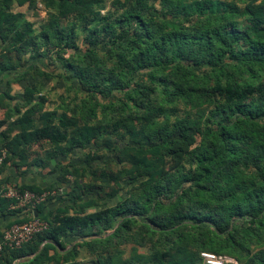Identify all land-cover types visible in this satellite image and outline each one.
<instances>
[{"label": "trees", "instance_id": "1", "mask_svg": "<svg viewBox=\"0 0 264 264\" xmlns=\"http://www.w3.org/2000/svg\"><path fill=\"white\" fill-rule=\"evenodd\" d=\"M36 3L0 0V176L54 181L0 216L48 229L0 264H264V0Z\"/></svg>", "mask_w": 264, "mask_h": 264}, {"label": "built area", "instance_id": "2", "mask_svg": "<svg viewBox=\"0 0 264 264\" xmlns=\"http://www.w3.org/2000/svg\"><path fill=\"white\" fill-rule=\"evenodd\" d=\"M1 163V160H0ZM1 197L13 200L15 203L10 206L11 210L29 207L34 209L45 200L46 193L37 195L32 192H20L15 184H8L0 193ZM48 229V224L38 219H32L24 224H15L4 232L0 240V254L3 248L19 249L22 245L29 242L32 237ZM202 258L206 264H236L229 258L217 257L213 254L202 253Z\"/></svg>", "mask_w": 264, "mask_h": 264}, {"label": "rangeland", "instance_id": "3", "mask_svg": "<svg viewBox=\"0 0 264 264\" xmlns=\"http://www.w3.org/2000/svg\"><path fill=\"white\" fill-rule=\"evenodd\" d=\"M212 1H214V2H224V3L230 4V3H234V1H236V0H212ZM255 1H256V3H255L256 6L260 4L259 3L260 0H255ZM182 3L184 5H189V4L193 3V0H182ZM237 6H238L239 9L243 10V8H245L246 4L245 3L241 4L240 2L237 1ZM14 12L23 13L25 15V18L28 21H30V22H32L34 24L36 30H39L41 23L46 18L45 12L43 11V7L40 4V0H37L36 5L33 8H30V9L27 6L14 7ZM46 83L49 84L48 88H50L48 93H46V98H47V101H48V105L50 106V108H54V107H56L59 104L58 96L62 92V86H61L60 83H58V81L56 79L51 80V81L46 82ZM12 88H13L12 89V93L13 94H16L19 91V88L16 87L15 85L12 86ZM4 90H5V87L3 88V91ZM1 91H2V87H0V92ZM2 102L3 101L0 98V104ZM32 177H33V181L36 184H39V185H40V182L42 184V181H43V183L48 186V184H50L51 182L54 181V180H52L49 177H40L39 175L37 176L34 173H33ZM65 193H66V190L64 188H61L59 190L54 189L52 192L49 193V195L55 197V199H54L55 204L58 203V204H61V205H65L66 203L63 202L66 199ZM139 252H143V250H139Z\"/></svg>", "mask_w": 264, "mask_h": 264}, {"label": "crops", "instance_id": "4", "mask_svg": "<svg viewBox=\"0 0 264 264\" xmlns=\"http://www.w3.org/2000/svg\"><path fill=\"white\" fill-rule=\"evenodd\" d=\"M33 173L35 174V175H37L38 176V174H37V170H33L29 175H26L25 177H23L22 179H19V178H12V177H10V180H11V183L12 184H15V185H17V186H20V185H22V184H26V185H32V184H35V185H37V186H41V187H43L45 184L43 183V181H42V184H41V182H40V185L39 184H36L34 181H33V177H32V175H33ZM5 176L6 175H4V176H0V193L2 192V190L4 189V187L6 186V184H4V181H3V179L5 178ZM42 176H44L43 174H42ZM32 177V178H31ZM44 177H46V176H44ZM30 178V179H29ZM28 179V180H27ZM43 185V186H42ZM45 186H47V185H45ZM23 208H18V209H15V210H22ZM25 217V215L22 213L21 215H19L18 217H11V216H7V217H5V218H3V217H1L0 216V234L3 232V231H5V229L7 228V227H9V226H11L12 224H13V222H15V220H20V219H22V218H24ZM69 243H71V244H69ZM75 242L74 241H72V240H65V244L66 245H68L67 247H66V250H68V249H70V247H71V245L72 244H74ZM65 250V251H66ZM65 251H63V252H65ZM50 254H52V252L50 253ZM29 258H31V257H29ZM26 259H22V260H18L17 262H16V264H19L20 262H23V261H25Z\"/></svg>", "mask_w": 264, "mask_h": 264}]
</instances>
